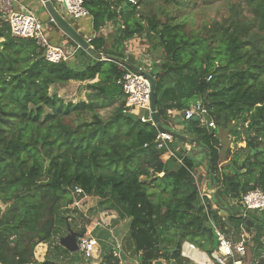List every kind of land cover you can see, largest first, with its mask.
Masks as SVG:
<instances>
[{
	"label": "trees",
	"instance_id": "trees-1",
	"mask_svg": "<svg viewBox=\"0 0 264 264\" xmlns=\"http://www.w3.org/2000/svg\"><path fill=\"white\" fill-rule=\"evenodd\" d=\"M152 1L161 3L153 10ZM237 1L240 13L193 30L177 13L194 0H83L96 35L92 52L78 48L58 64L46 62L33 40L13 37L0 17V264H50L36 262L35 249L66 233L70 206L84 195L109 197L131 218L128 241L138 264H190L181 257L185 242L210 257L217 248L211 224L236 242L252 232L246 218L263 230H253L255 245L245 246L242 264H264V215L244 214L239 205L250 191L264 192V0ZM107 22L117 32L111 46L97 33ZM135 36L163 53L148 70L161 127L193 135L200 148L173 138L175 158L164 160L156 128L125 107L119 64L133 67L116 48ZM71 81L86 83L87 101L65 103L50 93ZM198 101L214 127L183 119ZM114 104L101 118L98 111ZM219 130L232 139L222 161ZM184 144L191 153L208 152L214 190L228 214L212 196L203 197L207 211L200 204L198 188L211 195L205 157L189 158ZM76 187L82 195L75 196ZM102 264L119 261L111 253Z\"/></svg>",
	"mask_w": 264,
	"mask_h": 264
},
{
	"label": "built area",
	"instance_id": "built-area-1",
	"mask_svg": "<svg viewBox=\"0 0 264 264\" xmlns=\"http://www.w3.org/2000/svg\"><path fill=\"white\" fill-rule=\"evenodd\" d=\"M49 1L52 4L55 2V5L63 11L69 20L73 22L90 18L88 11L84 8L83 0ZM128 2L136 4V0H128ZM0 17L3 21L7 22L10 34L13 37L33 40L39 49L42 50V54L46 62L58 64L60 62L69 61L79 48L78 46L75 48H66L51 45L44 35L43 23L38 20L34 13L21 7L17 0H0ZM49 22H51V19ZM94 36L86 39V41L89 43ZM126 66L127 65H125V63L119 64L123 74L116 82L125 96V107L129 109H137L139 111L140 121L142 123H150L154 128H156L157 135L155 143L157 149L164 150L167 158H175L174 152L170 146L173 143V136L165 131L159 130L150 118L151 86L149 80L142 73L131 70ZM138 69L148 74L144 68L139 67ZM145 111L149 112L147 120L143 117V113ZM168 113L170 112L168 111ZM206 115V109L202 103L198 101L191 104L189 108L184 111L183 119L188 121L192 120V118L196 116L198 117L201 125L214 127L212 122L206 121ZM178 162L180 163V161ZM193 177L196 181L197 176L195 175ZM198 192L201 205L204 210L207 211L203 197L206 195L207 199L211 200L212 194L208 195L200 188H198ZM74 194L75 196H79L82 195L83 192L80 188L76 187ZM78 204L79 201L75 200L73 206L76 207ZM239 205L244 214L247 212H264V192L258 189L250 191L246 195L242 196L239 201ZM208 221L210 222L209 218ZM211 225L216 238L217 248L212 252L210 257H208L210 264H242V259L245 256V246L248 243L247 233L242 232L239 240L234 242L232 238L223 230L219 229L214 224ZM77 244L78 251L87 260L93 256L97 242L93 238L83 236L78 239ZM185 246V250L181 248V257L191 260L189 252L194 251L195 247L192 244H185ZM250 264H258V262H252Z\"/></svg>",
	"mask_w": 264,
	"mask_h": 264
},
{
	"label": "crops",
	"instance_id": "crops-1",
	"mask_svg": "<svg viewBox=\"0 0 264 264\" xmlns=\"http://www.w3.org/2000/svg\"><path fill=\"white\" fill-rule=\"evenodd\" d=\"M17 1L18 4L27 11L32 12L30 10L31 6H34L35 9H41L44 11L40 0ZM55 8L57 11L60 10V8H57V6ZM58 12L84 39L91 38L95 35L90 19H83L73 22L65 18L67 16L63 13V11ZM43 13L44 14L41 17V19L44 20L43 32L49 43L54 46L73 48V46L68 44V38L56 26L49 24L50 17L46 10ZM97 33L102 34V36L108 39L111 38L109 36L111 33H115L113 38L116 40L115 36L117 35V32H114L113 24L111 22H107L99 29ZM111 40L107 41L109 46H111ZM133 54L137 55L136 53ZM131 56V51L127 49L126 54H124L125 60H128L130 66L132 67H141V62L137 61V56H133L134 62L130 61ZM183 146L188 151L192 149L191 146L187 144H184ZM199 151V149H193V155L196 156L201 154L202 151ZM168 159L169 158L164 156V160ZM199 176H203L202 170H200ZM78 201L79 204L76 207L73 205L70 206V209H74L75 212L71 214V217L68 219V221L70 222L71 230L77 233H84V236L96 240L97 244L94 249L93 256L86 260L79 251L76 254L66 251L59 246L58 237V239L56 238V241L54 239L49 248L44 244H40L36 247L34 252L35 261L38 263L47 261L50 264H102L104 258L112 253L118 258L119 264L138 263L139 254H135L133 252L128 241L131 218L125 214L124 210L109 197L100 198L94 195H84L79 198ZM66 233L61 237L65 236ZM247 236L248 243L246 245L254 246L255 244L253 239L255 238V232L252 230L251 233H247ZM260 242L264 246L263 238L260 239ZM185 244L190 243L185 242L182 244V248L184 250L186 248ZM56 245L58 247H56ZM37 250L38 252H36ZM189 257L191 260H188L184 257L182 258L197 264H210L208 256L205 253L199 251L196 247L194 251L189 252ZM161 261L164 264H168V262H165L164 260Z\"/></svg>",
	"mask_w": 264,
	"mask_h": 264
},
{
	"label": "rangeland",
	"instance_id": "rangeland-1",
	"mask_svg": "<svg viewBox=\"0 0 264 264\" xmlns=\"http://www.w3.org/2000/svg\"><path fill=\"white\" fill-rule=\"evenodd\" d=\"M160 3V1H152V4H150L152 5V9L154 10V8L160 5ZM194 3V6L182 7L184 8L183 12H181L180 6V9L177 13V15H184V18L188 22L187 24L190 23V27L193 30H201V28H203L204 26L210 27L214 21L220 22L225 18H229L232 15L233 10L238 11V13H240L241 11L240 5L237 0H194ZM53 4L55 6V2H53ZM30 10L36 15L40 22H44V20L41 19L42 15L44 14L43 10L35 9L34 6H31ZM153 10H151V12H153ZM58 11L62 12L61 9ZM243 15L248 17L246 13H243ZM65 18L68 19L67 17ZM112 33L109 35L111 38H109L108 40L113 39L115 33ZM117 45L118 46L116 48V52H124V54H126L127 49L130 50L132 53L130 61L134 62L133 56H137V61L141 62V68H144V70L147 72L151 68V65H153L154 63H158V61L163 57L162 51L157 49L155 45L147 40L144 36H135L127 41H123L122 43L120 42ZM133 53H136L137 55H134ZM85 84L86 83H77L71 81L68 85L54 87L50 90V93H56L58 97L63 99L65 103L76 104L81 101H87L88 99L89 92L86 90ZM115 108L116 104L99 110L98 114L101 116V118L106 119L113 113ZM86 119H89V116H87ZM217 134L219 138L221 137L222 139V147L220 151L222 161L225 155V150L227 148H231L232 139L228 138L222 130H219ZM251 213L258 215L259 217L261 215H264V213L261 212Z\"/></svg>",
	"mask_w": 264,
	"mask_h": 264
},
{
	"label": "water",
	"instance_id": "water-1",
	"mask_svg": "<svg viewBox=\"0 0 264 264\" xmlns=\"http://www.w3.org/2000/svg\"><path fill=\"white\" fill-rule=\"evenodd\" d=\"M42 6L46 10L47 14L49 15L51 19V23L56 26L68 39H70L73 43H75L79 48L82 50L91 53L92 49L89 46V43L84 39L74 28L67 22L60 14L59 12L55 9L53 4L49 0H40ZM96 57L101 60V61H109L108 56L104 54H97ZM134 71L140 72L145 77L149 80L150 86H151V94H150V118L152 122L155 124V126L161 130L165 131L173 136V138H176L178 140H181L182 142L189 143L191 145H194L196 148H200L201 144L198 138L194 137L193 135H188V136H182L176 132H173L171 130H164L161 127V121L159 118V115L156 111V105H155V97H154V90H155V82L154 79L147 73L139 70L138 68L133 67ZM127 117L135 119V115L129 114V113H123ZM144 119H148L149 117V112L145 111L143 113ZM192 121L194 122H199L198 117H193ZM183 152H187V156L189 158H201L205 157V160L202 162V167L205 172L209 173V189L211 191L212 197L214 201L216 202L217 206L224 212L225 214L229 213V209L225 207L224 203L220 198H218L214 186H213V179L211 175V164L212 160L209 157L208 152L205 149H202V153L199 155L194 156L193 153L187 151V149L182 146ZM46 167H48V163H46ZM245 226L249 230H263V227L260 226L259 224H255L252 220L249 218L245 219ZM84 236V233H77L71 230L69 226H67V233L65 236L59 238L58 244L60 247L65 249L66 251L70 253H77L78 252V239L82 238ZM153 264H164L161 260L155 261ZM168 264H173V263H168ZM190 264H197L195 262H191Z\"/></svg>",
	"mask_w": 264,
	"mask_h": 264
},
{
	"label": "clouds",
	"instance_id": "clouds-1",
	"mask_svg": "<svg viewBox=\"0 0 264 264\" xmlns=\"http://www.w3.org/2000/svg\"><path fill=\"white\" fill-rule=\"evenodd\" d=\"M77 46V45H76ZM188 151V150H187Z\"/></svg>",
	"mask_w": 264,
	"mask_h": 264
}]
</instances>
